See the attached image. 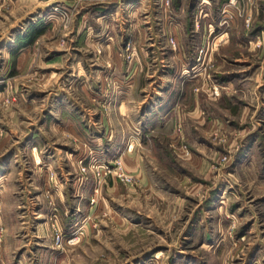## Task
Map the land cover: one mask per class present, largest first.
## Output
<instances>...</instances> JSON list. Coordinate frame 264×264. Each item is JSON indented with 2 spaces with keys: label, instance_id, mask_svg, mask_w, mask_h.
I'll return each instance as SVG.
<instances>
[{
  "label": "rangeland",
  "instance_id": "1",
  "mask_svg": "<svg viewBox=\"0 0 264 264\" xmlns=\"http://www.w3.org/2000/svg\"><path fill=\"white\" fill-rule=\"evenodd\" d=\"M223 4L0 0V264H264V0Z\"/></svg>",
  "mask_w": 264,
  "mask_h": 264
},
{
  "label": "crops",
  "instance_id": "2",
  "mask_svg": "<svg viewBox=\"0 0 264 264\" xmlns=\"http://www.w3.org/2000/svg\"><path fill=\"white\" fill-rule=\"evenodd\" d=\"M209 1H210V0H209ZM213 1H214V2H217L218 4H221V5L224 3L223 6L226 5V4H228V5H226L224 8H227V6L229 7V5H230V4H229V0H213ZM202 2H203V0H202ZM204 2H205V1H204ZM231 5H232V8H233L234 5H233V4H231ZM204 6H206V3H205ZM235 7H236V6H235ZM235 7H234V8H235ZM227 12H228V11L225 10V13H227ZM222 35H223V34H222ZM166 99H167V98H166ZM166 99H165V100H166ZM161 100H162V99H161ZM162 101H163V100H162ZM167 103H168V100L164 101V103H162V105H161L160 107H164L165 105H167ZM119 106H120V105H119ZM167 111H168V110H165V115H166Z\"/></svg>",
  "mask_w": 264,
  "mask_h": 264
},
{
  "label": "built area",
  "instance_id": "3",
  "mask_svg": "<svg viewBox=\"0 0 264 264\" xmlns=\"http://www.w3.org/2000/svg\"><path fill=\"white\" fill-rule=\"evenodd\" d=\"M234 0H229V3H232ZM174 45V43H173ZM119 176L122 177L123 180L127 181L129 179V177L125 174V173H122V172H119Z\"/></svg>",
  "mask_w": 264,
  "mask_h": 264
},
{
  "label": "bare ground",
  "instance_id": "4",
  "mask_svg": "<svg viewBox=\"0 0 264 264\" xmlns=\"http://www.w3.org/2000/svg\"><path fill=\"white\" fill-rule=\"evenodd\" d=\"M217 40H220V39H217ZM218 42V41H217Z\"/></svg>",
  "mask_w": 264,
  "mask_h": 264
}]
</instances>
